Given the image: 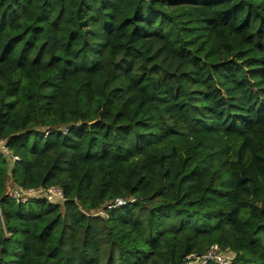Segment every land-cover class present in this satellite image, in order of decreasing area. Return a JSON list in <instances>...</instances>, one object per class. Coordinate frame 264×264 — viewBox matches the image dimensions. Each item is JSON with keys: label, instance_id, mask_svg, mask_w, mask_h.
I'll return each mask as SVG.
<instances>
[{"label": "trees", "instance_id": "1", "mask_svg": "<svg viewBox=\"0 0 264 264\" xmlns=\"http://www.w3.org/2000/svg\"><path fill=\"white\" fill-rule=\"evenodd\" d=\"M0 141V264H264V0H0Z\"/></svg>", "mask_w": 264, "mask_h": 264}, {"label": "built area", "instance_id": "2", "mask_svg": "<svg viewBox=\"0 0 264 264\" xmlns=\"http://www.w3.org/2000/svg\"><path fill=\"white\" fill-rule=\"evenodd\" d=\"M0 155L12 158L13 161H17L18 158L12 156V152L6 146L4 141H0ZM9 196L18 204H25L31 199L43 198L52 203H63L65 196L63 191L58 187H39V188H23L20 186H12L8 191ZM128 201L124 199H116L112 204L108 205L107 210H113L125 207ZM95 216H101L108 218L106 211L93 213ZM236 253L230 249H222L218 245H213L208 253L203 256L196 254L187 257L185 264H233L236 260Z\"/></svg>", "mask_w": 264, "mask_h": 264}, {"label": "rangeland", "instance_id": "3", "mask_svg": "<svg viewBox=\"0 0 264 264\" xmlns=\"http://www.w3.org/2000/svg\"><path fill=\"white\" fill-rule=\"evenodd\" d=\"M12 186H15V181H14V180H11V181L9 182V184H8L9 189H10ZM9 189H8V191H9Z\"/></svg>", "mask_w": 264, "mask_h": 264}]
</instances>
